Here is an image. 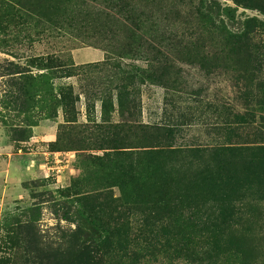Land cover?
Segmentation results:
<instances>
[{
	"label": "rangeland",
	"instance_id": "rangeland-1",
	"mask_svg": "<svg viewBox=\"0 0 264 264\" xmlns=\"http://www.w3.org/2000/svg\"><path fill=\"white\" fill-rule=\"evenodd\" d=\"M3 1L0 180L18 197L0 216V264H191L147 245L119 184L149 145L184 151L189 174L195 149L264 144V0H81L93 22L79 40L28 36L42 26L7 24ZM61 92L77 99L66 112ZM243 229L264 264V219Z\"/></svg>",
	"mask_w": 264,
	"mask_h": 264
},
{
	"label": "trees",
	"instance_id": "trees-1",
	"mask_svg": "<svg viewBox=\"0 0 264 264\" xmlns=\"http://www.w3.org/2000/svg\"><path fill=\"white\" fill-rule=\"evenodd\" d=\"M25 1V5L3 1L2 18L7 24L13 21L21 25L23 30L42 26L41 31L28 36L46 33L49 37L79 40L81 33L91 29L93 21L81 18L85 6L81 0ZM243 38L237 42L242 43ZM46 62L45 69L60 70L59 78L78 75L72 62L52 58ZM68 94H58L65 112L77 101L71 102ZM109 145L117 152L125 148L118 141ZM195 152L203 155L199 170L186 174L191 164L184 169L176 159L184 151L149 145L148 150L137 154L136 162L127 165L128 177H120L121 196L141 216L147 245L161 247L167 258L191 264H256L243 226L264 219V144ZM115 241L119 246L124 238L117 236Z\"/></svg>",
	"mask_w": 264,
	"mask_h": 264
},
{
	"label": "crops",
	"instance_id": "crops-1",
	"mask_svg": "<svg viewBox=\"0 0 264 264\" xmlns=\"http://www.w3.org/2000/svg\"><path fill=\"white\" fill-rule=\"evenodd\" d=\"M30 162L32 163V161H30ZM34 165L36 166L35 171L38 172L37 166H41V165L43 166V163L35 161L33 164H31V166H30V164L26 163L23 171H25V169L29 170L30 168H34ZM6 182H7V180L6 181L5 180L3 181L2 179L0 180V216L7 209L6 205L8 204L7 203L8 199H10V198L15 199V197H18V196H13L11 194V190L8 187V185L6 184ZM23 193H24L23 191H20L18 194L19 197H21L20 195H22Z\"/></svg>",
	"mask_w": 264,
	"mask_h": 264
}]
</instances>
